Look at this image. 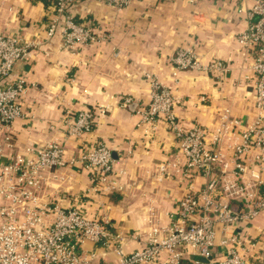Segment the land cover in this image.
I'll use <instances>...</instances> for the list:
<instances>
[{
	"label": "crops",
	"instance_id": "obj_1",
	"mask_svg": "<svg viewBox=\"0 0 264 264\" xmlns=\"http://www.w3.org/2000/svg\"><path fill=\"white\" fill-rule=\"evenodd\" d=\"M254 2L133 0L119 10L106 0H79L71 9L76 19L92 23L95 32L106 39L71 50L58 34L16 65L18 72L26 74L29 88L22 99L26 114L13 129L15 150L31 158L30 149L37 144L54 140L65 144L68 164L58 168L51 180L60 190L58 197L66 204L80 205L89 214L107 216L112 232L126 236V253L142 248L143 238L170 225L178 201L206 182L203 176L184 174L186 159L176 132L167 123L160 122L155 131L143 123L141 111L151 102L153 81L172 88L178 101L175 113L184 130L199 125L209 131L210 140L221 138L222 161L230 171L235 160L233 145L239 140L236 136L257 121L254 73L237 38L248 27L246 13ZM0 8V30L28 41L45 38L54 15V6L47 1L0 0ZM180 49L193 50L202 65L221 60L228 69H178L173 58ZM81 110L93 111L96 119L95 129L83 137L85 145L102 142L113 153L111 178L115 183L111 189H101L88 169L71 161L77 160L84 148L83 142L67 137L66 130ZM225 112L241 124L231 130L224 126ZM259 152L246 156L249 173L244 177L259 181L258 190L264 192V163L260 167L256 160ZM53 191L47 189L46 193ZM232 204L240 201L232 200ZM245 225L247 238L261 240L251 260L264 264V214ZM233 230L217 226L216 264L225 258L227 247L221 242ZM98 254L95 264L120 262L111 248L98 249ZM185 256L186 262L197 257L190 251ZM170 257L171 253L164 251L148 264ZM204 263L210 264L205 259Z\"/></svg>",
	"mask_w": 264,
	"mask_h": 264
},
{
	"label": "built area",
	"instance_id": "obj_2",
	"mask_svg": "<svg viewBox=\"0 0 264 264\" xmlns=\"http://www.w3.org/2000/svg\"><path fill=\"white\" fill-rule=\"evenodd\" d=\"M38 1L54 6L45 38L28 41L0 30V264H95L100 257L98 249L110 248L120 257L116 264H148L158 260L164 251L170 252L171 257L159 264H205L204 259L216 264L214 247L219 224L226 229L232 227L234 232L222 240L221 246L227 247V252L217 264H254L252 252L258 250L261 240L247 238L244 228L264 214V192L258 190L259 181L247 180L244 175L249 173L246 156L254 150L260 151L256 155L260 167L264 163V0H255L246 13L248 27L237 36L254 73L255 105L260 115L236 136L239 140L233 145L235 160L231 171L222 161L221 138L214 136L210 140L209 131L199 125L184 130L175 113L178 101L172 88L153 81L151 102L141 111L143 123L152 131L160 122L167 123L176 132L179 149L185 156L184 174L203 176L206 182L201 189L186 193L178 201L170 225L143 238L144 246L131 253L123 249L126 236L112 232L107 216L89 214L80 205L66 204L58 197L60 190L51 180L56 178L54 172L58 168L68 164L65 144L56 140L37 144L30 149L34 154L31 158L15 150L13 129L16 121L26 114L22 99L29 88L26 74L18 72L16 65L58 34L63 45L71 50L106 39L95 32L92 23L76 19L71 9L79 0ZM132 1L106 0V3L120 10ZM173 61L181 70L228 69L221 60L202 65L191 49H180ZM129 102L130 98L126 99L125 103ZM223 118L224 126L230 130L241 124L227 112ZM68 125L67 137L83 142L84 148L77 160L71 161L88 169L101 189L114 187L112 151L102 142L88 147L83 140L96 127L94 112L81 110ZM251 174L259 177L256 172ZM47 189L54 191L47 194ZM232 200L240 204L234 206ZM132 237L136 238L137 233ZM188 251L197 255L190 262L184 261Z\"/></svg>",
	"mask_w": 264,
	"mask_h": 264
}]
</instances>
